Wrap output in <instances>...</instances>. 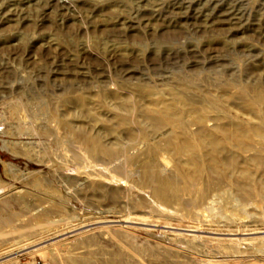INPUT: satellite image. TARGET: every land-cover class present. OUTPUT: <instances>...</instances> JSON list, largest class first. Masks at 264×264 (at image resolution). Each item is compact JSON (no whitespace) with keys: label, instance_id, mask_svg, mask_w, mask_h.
Masks as SVG:
<instances>
[{"label":"rangeland","instance_id":"rangeland-1","mask_svg":"<svg viewBox=\"0 0 264 264\" xmlns=\"http://www.w3.org/2000/svg\"><path fill=\"white\" fill-rule=\"evenodd\" d=\"M175 80L227 81L264 114V0H0V209L13 214L0 248L15 245L0 264H264V166L250 165L251 186L226 174L200 189L189 176L165 202L140 180L142 144L98 160L55 120L71 96L136 84L171 95ZM241 103L231 118L249 125ZM100 113L97 126L113 124ZM172 153H156L162 175L187 160Z\"/></svg>","mask_w":264,"mask_h":264},{"label":"bare ground","instance_id":"bare-ground-1","mask_svg":"<svg viewBox=\"0 0 264 264\" xmlns=\"http://www.w3.org/2000/svg\"><path fill=\"white\" fill-rule=\"evenodd\" d=\"M226 82L218 84V88L213 89L207 86L203 88L186 80H175L171 85L175 93L171 95L160 91L161 88L155 89L145 84H136L135 88L130 90L131 93L124 95L113 91H98V93L93 91L74 95L64 100L69 104L65 113L55 111L57 115L55 120L66 128L67 133L79 138L89 155L98 160H110L120 152L142 144L145 157L139 162L140 180L151 185L155 195L165 202L171 201L181 190L187 189L189 176L200 189L205 185L206 176L208 181H215L214 179L218 180L226 174H232L240 182L251 186L253 180L249 170L250 165L264 166V114L259 115L253 112L254 110L250 108L252 105L244 102L246 99L243 100L242 93H239L241 91H238L239 95L232 94L234 92L231 93L228 90L229 86ZM230 82L233 84V81ZM196 89H199L200 93H196ZM111 100H114V103ZM232 103L245 105L244 114L246 116L252 114L255 118L253 122L245 125L242 120L231 118ZM9 109L8 111H13L12 114H18L15 111L17 109L15 105H11ZM101 110L111 112L113 124L97 126L102 121ZM72 120L73 122L84 121L95 128L89 131L81 128L80 125V127L74 125ZM210 121H212L211 124ZM225 121H228L229 125ZM2 145L7 146L6 141H2ZM161 148L171 150L175 156L185 152L188 154L187 160L183 163L175 162L171 174L162 175L155 158L157 151ZM254 148L256 154L246 158L247 166L238 167L236 160L239 153ZM221 151H226L225 156L221 154ZM183 167L191 170L190 175L183 170ZM1 211L0 209V232L2 227L7 223L9 225L13 218L11 212L2 213ZM4 240L0 238V247L5 243ZM83 241L91 242L92 240ZM5 245L0 248V252L15 246ZM34 250L43 253L39 248ZM43 255L46 254L43 253ZM54 257L50 256L51 259ZM122 259L116 255L109 256L106 261L101 260V262L120 264Z\"/></svg>","mask_w":264,"mask_h":264},{"label":"built area","instance_id":"built-area-1","mask_svg":"<svg viewBox=\"0 0 264 264\" xmlns=\"http://www.w3.org/2000/svg\"><path fill=\"white\" fill-rule=\"evenodd\" d=\"M30 264H51L49 261L47 260H43V259H40V258H34Z\"/></svg>","mask_w":264,"mask_h":264}]
</instances>
